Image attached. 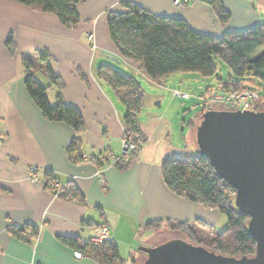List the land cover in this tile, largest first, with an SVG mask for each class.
<instances>
[{"label":"crops","instance_id":"obj_1","mask_svg":"<svg viewBox=\"0 0 264 264\" xmlns=\"http://www.w3.org/2000/svg\"><path fill=\"white\" fill-rule=\"evenodd\" d=\"M121 1L81 0L77 3L79 23L68 28L53 14L0 0V264H99L65 246L58 237H73L83 244L90 241L95 227L104 224L123 264H142L145 255L138 251L140 244L149 247L160 245L168 236L184 238L170 232L165 220L190 222L199 234L222 221L218 210L179 197L166 187L161 163L183 151L170 133L171 123L162 117L150 112L144 117L140 111L144 143L131 164H115L125 132L124 108L107 83L97 77L96 69L124 65L132 70L126 74L145 78L136 64L121 58L108 33L107 12L121 10ZM130 1L159 17L181 18L195 32L217 38L261 19L252 6L255 0H219L230 14L227 24L218 20L204 0H188L181 7L174 0ZM9 34L20 48L16 55L5 46ZM31 47L49 50L52 71L63 88L49 83L43 62L31 73L48 87L50 105H55L59 92L64 104L78 109L83 119L78 132L46 119L27 95V74L20 55ZM70 149H78L83 160H69ZM47 171L54 182H71L84 204L55 197ZM159 220L163 222L159 230L145 228L148 222ZM198 220L206 225L195 222ZM27 224L39 228L30 242L14 239L8 232V226Z\"/></svg>","mask_w":264,"mask_h":264},{"label":"trees","instance_id":"obj_2","mask_svg":"<svg viewBox=\"0 0 264 264\" xmlns=\"http://www.w3.org/2000/svg\"><path fill=\"white\" fill-rule=\"evenodd\" d=\"M13 1L38 13L53 14L62 26L74 28L79 23L77 3L81 0ZM204 2L212 7L222 24L228 23L230 14L219 0H204ZM120 6L121 10L117 12H107L106 25L110 39L121 58L136 64L150 82L160 83L164 77L176 72L198 73L204 77L214 76L217 66L213 62V57L216 56L230 72L226 80L219 79L216 87L226 92L242 90L255 92L257 97L251 101V107L256 111L264 110V21L251 27L231 30L217 38L209 33L195 32L181 18L159 17L130 0L121 1ZM5 41L7 49H11L14 42L12 36L8 35ZM20 58L27 74L24 80L27 95L38 106L42 116L52 122H62L75 132L81 130L83 119L78 109L64 104L59 92L55 105H50L46 94L48 87L38 83L31 73L34 68L31 60L37 59L44 63L43 70L49 83L60 90L63 88L60 77L52 71V56L49 51L36 50L34 55L21 54ZM96 70L97 77L107 83L116 99L123 105L124 134L130 136V142L134 146L133 150L119 156L115 164L119 165L118 161H128L127 164H131L141 144L144 143L138 123V114L144 104V90L134 76L119 71L109 64L99 65ZM79 74L83 76L81 71ZM227 107L236 110L233 106ZM196 122L192 120L190 126L195 127ZM73 142L74 140L69 147ZM69 154V160L74 163L83 160L78 149H70ZM160 167L161 178L174 194L207 209H216L227 220L223 231H216L207 239H200L195 226L190 222L165 220L170 232L180 233L185 240L194 241L209 251L225 256L249 257L254 254L255 240L246 229L249 218L233 207L234 191L215 174L202 154L197 153L196 156L190 157L184 155L168 157ZM45 176L48 181L53 182L50 186L51 192L55 185H63L58 198L72 199L84 204L83 196L71 182L67 184L54 182L52 173L48 171ZM195 222L202 226L206 225L205 221ZM162 223V220L151 221L145 228L157 231ZM7 229L14 239L25 242L36 238L39 231L38 227L31 224L11 225ZM58 239L65 246L75 249L81 256L99 264H123L112 241L104 243L88 241L82 244L73 237L60 236Z\"/></svg>","mask_w":264,"mask_h":264},{"label":"water","instance_id":"obj_3","mask_svg":"<svg viewBox=\"0 0 264 264\" xmlns=\"http://www.w3.org/2000/svg\"><path fill=\"white\" fill-rule=\"evenodd\" d=\"M196 119L194 143L216 175L233 191V207L249 218L255 240L251 256H225L173 238L140 244L142 264H264V110H204Z\"/></svg>","mask_w":264,"mask_h":264},{"label":"rangeland","instance_id":"obj_4","mask_svg":"<svg viewBox=\"0 0 264 264\" xmlns=\"http://www.w3.org/2000/svg\"><path fill=\"white\" fill-rule=\"evenodd\" d=\"M252 6L260 12L259 14L261 19H259V22H257L256 24H261L262 21H264V18H262L264 14V0H255ZM19 49L20 48H17L15 42H13V45H11V49L8 48L7 50H10L12 55H16ZM41 49L47 50V48L44 47H41L39 49L31 47L28 50L30 52H25L24 54L31 56L35 54L36 50L40 51ZM31 61L33 62L34 68H36V65L39 61H37V59ZM213 62L217 66V71L216 74L211 77H204L198 73L194 74L188 72H176L175 74L164 77V79L161 80L160 83H152L143 76L141 77L139 76V74L133 73L136 79L139 80L141 89L144 90L145 104L143 106V109H141V112L143 114L141 116H144L146 113L150 112L153 115H158L165 121L170 122V133L172 134L174 140H178L181 144L183 151L182 155L187 157L196 156L198 153L196 143H194V127L190 126V122L192 120L195 121L198 118L201 112L200 109L211 108L219 111L224 109L230 111L233 110V108L227 106L213 105L207 98V92L209 90L216 89L219 79L221 78L222 80H226V78L230 75L228 67L223 64L218 57H213ZM114 68L128 74L132 73V70L124 65L114 66ZM43 82L44 80L42 81V83ZM176 90H179L186 95L188 94L189 97L187 99H183L177 96L175 97L173 95V92ZM221 219L222 221L216 223L215 228H204L203 230H201L202 232L198 234L199 238L205 239L207 237H211L216 231H223L226 228L227 220L224 217H222ZM168 238L169 239H166L165 241H169L173 238L179 237L168 236ZM187 241L194 244V241Z\"/></svg>","mask_w":264,"mask_h":264},{"label":"built area","instance_id":"obj_5","mask_svg":"<svg viewBox=\"0 0 264 264\" xmlns=\"http://www.w3.org/2000/svg\"><path fill=\"white\" fill-rule=\"evenodd\" d=\"M188 0H174L173 4L177 7H181L184 4H187ZM208 91V90H207ZM207 98L213 105H227V106H233L237 110H250L254 111L253 108L251 107V101L256 98L255 92H249L246 90H242L241 92L239 91H231V92H226L222 90L221 88H217L215 90H209L207 92ZM173 95L176 97H181L183 99H187L189 96L188 94L186 95L185 93L176 90L173 92ZM211 109V108H210ZM209 110V109H207ZM124 137L121 142L122 150L120 153V156H123L127 154L129 151L134 149V146H132L130 142V136L127 134H123ZM2 140H0L1 143ZM70 143L68 144V146ZM68 148V147H67ZM34 176V175H32ZM62 184L55 185L53 193L55 197H58L59 193L61 192L62 189ZM92 237L90 238V242H95V243H104L105 241H111V237L109 235V227L107 225H101L98 227H95L93 230V233L91 235Z\"/></svg>","mask_w":264,"mask_h":264}]
</instances>
